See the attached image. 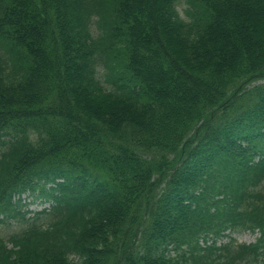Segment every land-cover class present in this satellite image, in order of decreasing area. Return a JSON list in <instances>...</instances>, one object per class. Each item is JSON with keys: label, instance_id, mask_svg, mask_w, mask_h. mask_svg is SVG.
I'll return each instance as SVG.
<instances>
[{"label": "trees", "instance_id": "16d2710c", "mask_svg": "<svg viewBox=\"0 0 264 264\" xmlns=\"http://www.w3.org/2000/svg\"><path fill=\"white\" fill-rule=\"evenodd\" d=\"M177 2L0 0V264H264V0Z\"/></svg>", "mask_w": 264, "mask_h": 264}, {"label": "rangeland", "instance_id": "374dc122", "mask_svg": "<svg viewBox=\"0 0 264 264\" xmlns=\"http://www.w3.org/2000/svg\"><path fill=\"white\" fill-rule=\"evenodd\" d=\"M177 10L179 12V14L186 18L185 15V9L188 6L186 3V0H177ZM100 75V74H99ZM26 227V224L23 223H18L15 220H12L10 222V224L6 225V224H1L0 225V238H4L6 239L7 237H9L11 234L19 232L21 230H23ZM232 238H234L236 240V242L238 243H251L254 241V238L256 237V235H253L249 232H233L230 235ZM227 239H223V241H226Z\"/></svg>", "mask_w": 264, "mask_h": 264}]
</instances>
